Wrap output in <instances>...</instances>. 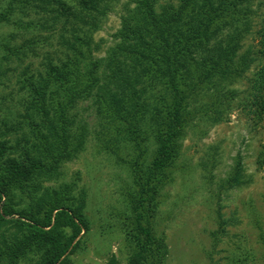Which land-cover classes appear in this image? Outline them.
Masks as SVG:
<instances>
[{
  "label": "trees",
  "instance_id": "16d2710c",
  "mask_svg": "<svg viewBox=\"0 0 264 264\" xmlns=\"http://www.w3.org/2000/svg\"><path fill=\"white\" fill-rule=\"evenodd\" d=\"M120 1L0 0V25L13 27L0 38V84L15 61L23 94L22 110L0 120V264H74L89 229L87 192L64 179L62 166L85 148L87 124L74 112L80 101L94 108L101 148L130 176L121 219L126 264H165V236L152 222L187 131L198 120L220 123L231 109L249 108L264 119L261 3L254 9L251 0H124L113 43L102 50L103 38L93 34ZM250 34L256 49L245 44ZM53 45L61 56L46 57L42 72L24 65ZM256 62L246 89L237 88ZM245 182L236 155L217 189ZM220 211L215 238L226 223ZM107 264H119L114 254Z\"/></svg>",
  "mask_w": 264,
  "mask_h": 264
},
{
  "label": "rangeland",
  "instance_id": "374dc122",
  "mask_svg": "<svg viewBox=\"0 0 264 264\" xmlns=\"http://www.w3.org/2000/svg\"><path fill=\"white\" fill-rule=\"evenodd\" d=\"M251 2L254 9L262 4L258 10L261 13L262 0ZM123 3L121 0L115 5L114 11L103 19L101 29L93 34L95 41L103 38L102 50L113 43L112 34L119 27ZM12 31L11 24L0 25V38ZM57 32L54 30L53 44ZM245 44L256 49L257 39L250 34ZM60 52L54 45L46 46L38 50L37 56L27 57L24 65H29L33 73L42 72L45 58L57 61ZM256 65L257 62L250 67L237 88L246 89ZM8 67L0 84V120L5 113L22 110L23 94L16 82L22 66L11 61ZM74 112L80 123L87 124L88 135L84 150L64 163L62 170L66 181L76 179L78 186L86 190L85 211L90 223L71 258L74 264H107L114 254L119 264H126L121 219L127 211L123 190L130 183V176L124 163H118L101 148L96 137L98 119L90 101H80ZM225 116L217 124L198 120V126L187 131L172 169L173 180L160 193L152 226L165 236V264H264V119L256 120L249 108L231 109ZM147 147L151 158L153 139ZM236 155L241 156L246 182L220 193L218 182L227 176ZM219 205L226 223L223 234L220 231L215 238L212 232L218 228Z\"/></svg>",
  "mask_w": 264,
  "mask_h": 264
}]
</instances>
